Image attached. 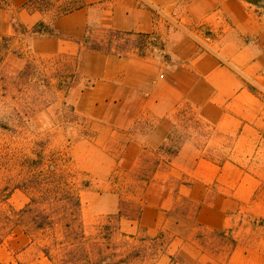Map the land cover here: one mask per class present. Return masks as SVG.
<instances>
[{"label":"rangeland","instance_id":"rangeland-1","mask_svg":"<svg viewBox=\"0 0 264 264\" xmlns=\"http://www.w3.org/2000/svg\"><path fill=\"white\" fill-rule=\"evenodd\" d=\"M26 2L12 7L9 0H5L0 6L7 14H1V18L7 17L14 35L11 50L0 57V228L10 232L0 245V264H63L70 249L76 261L69 257V264L112 263L126 251L124 241L135 242L144 234V229L139 226L134 236L127 234L120 223L138 225V217L147 206H167L162 214L168 224L160 231L164 251L138 264H153L160 256L168 257L169 264H226L235 241H264V158L260 163L256 161L254 166L250 159L247 163L250 169L244 171L259 181H241L245 187L240 184L234 189L223 186L237 205L232 206V201L220 203L226 207L227 223L221 231L207 230L197 216L204 203L186 198L166 203L184 193L180 187L190 184L184 176L176 181H150L158 155L131 158L133 162L121 160L123 155L113 153V148L106 143L104 127L86 121L74 111L75 96L88 85V80L76 72L75 60L70 56L59 54L42 58L32 53L31 36H54V32L53 35L46 30L41 34L25 33L34 25L28 27L21 22L20 13H40L25 9ZM155 12L169 26L191 33L201 43L213 39V34L202 25L184 27L185 24L161 9H155ZM40 14L45 19L40 22L47 26L58 18L54 17L52 7ZM259 14L264 20V11L259 10ZM91 21L92 35L105 39V28L99 25L98 19L92 17ZM131 40L122 55L142 54L146 41L139 43L137 36ZM160 44L155 40L152 46L160 48ZM105 48L99 52L105 54ZM27 63H30L27 74L20 78L19 71ZM258 93L264 95V90H258ZM194 114L184 108L176 112L177 126L168 144L170 150L176 151L186 144L192 149L188 153L192 158L202 156L194 151V147L207 145L204 156L217 161L228 158L232 138L216 134ZM160 156L165 161L170 155L164 150ZM166 170H160L162 175L159 177H166ZM49 173L64 176L59 178L60 185L52 181L41 186L40 182H46L34 181ZM67 192L73 193L79 201L75 230L66 225L68 219H60V216L66 218L67 215L58 209L59 204L50 205L49 202ZM214 192L215 188L209 191L210 194ZM30 198L35 200L32 215L38 210L45 211L50 216L48 226L33 231L31 214L17 227L5 223L6 215L24 208ZM18 233L31 240L28 245L24 246ZM145 234V237H151ZM131 235L133 239L127 238ZM174 239L188 242L190 246L194 243L197 251L189 246L184 254H170L168 246ZM150 245V248H157Z\"/></svg>","mask_w":264,"mask_h":264},{"label":"crops","instance_id":"crops-1","mask_svg":"<svg viewBox=\"0 0 264 264\" xmlns=\"http://www.w3.org/2000/svg\"><path fill=\"white\" fill-rule=\"evenodd\" d=\"M26 1L9 0L12 7ZM83 1L84 7L49 23L54 36L29 38L32 53L42 58L72 57L76 72L88 80L75 96L74 111L104 127L106 143L113 153L123 155L121 160L133 162L131 158L158 155L150 181H176L184 176L190 182L180 187L184 193L166 203L184 198L204 203L198 219L207 230H223L227 216L220 203L237 205L223 186L234 189L240 184L245 187L241 181H259L244 171L250 169V159L254 166L264 158V95L258 93L264 90V20L259 10L242 0ZM155 9L184 27H206L213 39L199 42L191 33L169 26ZM1 14L7 16L0 9V37L14 36L7 17L1 18ZM19 16L26 26L45 22L37 12ZM92 17L105 29L148 34L144 52L118 55L86 49L83 39L91 30ZM155 40L160 48L152 46ZM180 108L192 110L216 134L232 138L230 156L223 161L206 157L207 145L194 147L202 156L192 158L188 156L192 149L186 144L171 151L168 144ZM164 150L170 156L162 161ZM164 168L166 177H159ZM212 188L216 192L210 194ZM166 207H144L138 225L122 221L121 229L134 236L139 226L148 236L158 235L168 224L162 214ZM18 237L24 246L29 244L24 234L18 233ZM181 243L177 239L170 242L169 253H186L190 245ZM190 247L197 251L194 243ZM153 264H169V258L160 256ZM226 264H264V241H235Z\"/></svg>","mask_w":264,"mask_h":264},{"label":"trees","instance_id":"trees-1","mask_svg":"<svg viewBox=\"0 0 264 264\" xmlns=\"http://www.w3.org/2000/svg\"><path fill=\"white\" fill-rule=\"evenodd\" d=\"M249 5L255 7L258 10H263L264 11V0H242ZM5 3V0H0V6ZM85 6V3L83 0H28L24 4V8L29 10V11H38L40 13H44L48 8H54L55 10V15L54 17H60L62 15L68 14L76 9L82 8ZM14 33H15V27H14ZM48 31L47 33L50 35H53V29L50 28L47 25H44L43 22H38L36 23L31 31L28 29L25 30L26 34H41L42 31ZM29 32V33H28ZM133 36H137L139 39V43H143V41H146L148 38V34H132L128 32H121L117 30H112V29H105L104 30V38H97L94 35H92V31H88L86 36L83 39V46L88 49V50H93V51H101L104 49V46H106V52L105 54H118L122 55V53L125 51L126 45L132 41L131 38ZM13 36H1L0 40L2 43H0V57L4 56L6 53H8L11 50V41H12ZM30 63H27L25 67L19 71L20 73V78H24L25 75L27 74V69L29 67ZM3 128L7 129L8 127L6 125H2ZM31 163L33 161H30ZM37 162V160H35ZM64 176L62 174L60 175H55L53 173L47 174L45 177L40 178V179H34V181H45L46 183L40 182L41 186H44L46 184H49L50 182L53 181V184L55 182L57 185H60L59 178ZM64 181V180H63ZM61 187V186H57ZM44 190V189H43ZM8 199V197H5ZM50 202V205L53 203L59 204L58 209L62 210L65 216L69 218H63L64 216H60V219H68L66 225L70 227V230H75L73 226L76 225V219H77V212L79 210V201L78 198L70 192L64 193L60 195L58 198H52ZM35 203V200L30 198L28 203H26L25 207L17 210V211H12V214L6 215L5 217L6 222L5 223H12V227L18 226L23 221L31 218L30 221L32 223L31 229L35 231L36 229H42L45 226H48L50 223V216L47 214L45 211H35V213H31L32 210V204ZM4 217V216H3ZM26 229H24L25 232H27V227L25 226ZM2 227L0 228V245L2 242L6 239V237L9 235V230L7 232L1 231ZM11 230V228H10ZM13 230V228H12ZM23 231V233H25ZM127 237V236H126ZM127 238L133 239V237L128 236ZM30 240V239H29ZM137 241H124L127 249L124 253L121 254L115 261L109 264H138V262H145L146 259H151L152 257H156L157 252H161L164 247V243L162 240V235L159 234L156 237H137ZM31 241V240H30ZM134 242V243H133ZM139 242V244H136ZM150 244H154L157 246V248H150ZM73 246V244L71 245ZM68 257V259H67ZM69 257H71L74 261V255L72 254V250L70 249L67 251V256L65 262L63 264H69Z\"/></svg>","mask_w":264,"mask_h":264}]
</instances>
